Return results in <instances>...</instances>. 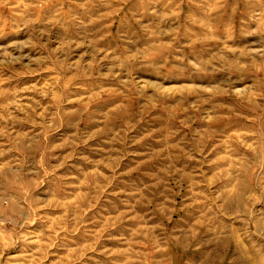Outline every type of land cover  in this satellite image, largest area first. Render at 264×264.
I'll use <instances>...</instances> for the list:
<instances>
[{
  "label": "rangeland",
  "instance_id": "1",
  "mask_svg": "<svg viewBox=\"0 0 264 264\" xmlns=\"http://www.w3.org/2000/svg\"><path fill=\"white\" fill-rule=\"evenodd\" d=\"M0 264H264V0H0Z\"/></svg>",
  "mask_w": 264,
  "mask_h": 264
}]
</instances>
